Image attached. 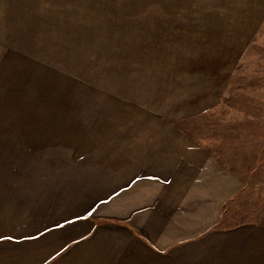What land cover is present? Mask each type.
<instances>
[{
    "label": "crops",
    "instance_id": "obj_1",
    "mask_svg": "<svg viewBox=\"0 0 264 264\" xmlns=\"http://www.w3.org/2000/svg\"><path fill=\"white\" fill-rule=\"evenodd\" d=\"M175 85L181 107H82L68 138L7 128L0 264H264V218L229 223L248 178L191 137Z\"/></svg>",
    "mask_w": 264,
    "mask_h": 264
},
{
    "label": "rangeland",
    "instance_id": "obj_2",
    "mask_svg": "<svg viewBox=\"0 0 264 264\" xmlns=\"http://www.w3.org/2000/svg\"><path fill=\"white\" fill-rule=\"evenodd\" d=\"M175 84L191 137L248 178L229 223L264 218V0H0V138H68L72 112L155 89L178 107Z\"/></svg>",
    "mask_w": 264,
    "mask_h": 264
}]
</instances>
